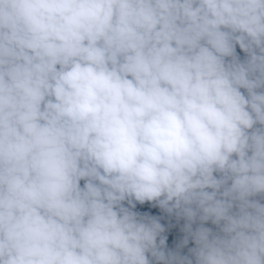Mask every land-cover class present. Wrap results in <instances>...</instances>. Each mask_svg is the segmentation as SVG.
Returning a JSON list of instances; mask_svg holds the SVG:
<instances>
[{
    "label": "clouds",
    "instance_id": "1",
    "mask_svg": "<svg viewBox=\"0 0 264 264\" xmlns=\"http://www.w3.org/2000/svg\"><path fill=\"white\" fill-rule=\"evenodd\" d=\"M0 264H264V0H0Z\"/></svg>",
    "mask_w": 264,
    "mask_h": 264
}]
</instances>
